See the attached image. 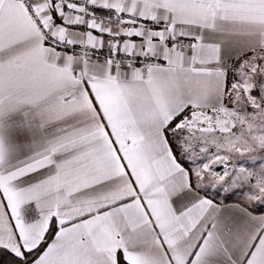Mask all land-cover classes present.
I'll use <instances>...</instances> for the list:
<instances>
[{"label": "snow or ice", "instance_id": "1", "mask_svg": "<svg viewBox=\"0 0 264 264\" xmlns=\"http://www.w3.org/2000/svg\"><path fill=\"white\" fill-rule=\"evenodd\" d=\"M0 264H264V0H0Z\"/></svg>", "mask_w": 264, "mask_h": 264}]
</instances>
